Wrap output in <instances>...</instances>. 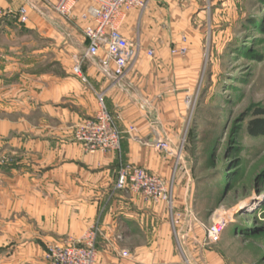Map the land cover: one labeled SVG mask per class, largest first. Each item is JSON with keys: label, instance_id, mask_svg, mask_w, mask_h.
I'll return each mask as SVG.
<instances>
[{"label": "rangeland", "instance_id": "374dc122", "mask_svg": "<svg viewBox=\"0 0 264 264\" xmlns=\"http://www.w3.org/2000/svg\"><path fill=\"white\" fill-rule=\"evenodd\" d=\"M22 6L36 12L28 2ZM15 13L0 12V60L5 63L7 57L16 56L25 75L63 78L65 70L71 75L85 49L81 31L76 30V38L68 43L67 27L74 29L76 20L61 18L65 26L51 34L33 33L26 30L28 22L17 23ZM122 30L129 41L139 44L141 54L151 51L152 59H169L173 69L186 70L180 75L179 90L173 91L182 126L179 140L171 144L172 174L168 180L161 178L172 185L173 204L171 209L167 206V217L177 259L174 264H264V136L252 138L246 130L255 112L264 109V0H150L144 11L128 15ZM181 48L185 54L172 57ZM75 54L77 59L71 60ZM31 60L34 67L24 68ZM84 62L92 61H82L81 67ZM171 76L175 90V75ZM8 79L0 78L2 82ZM157 81L158 92L166 90H160L163 84ZM14 94L9 87L0 89V264H33L34 257L25 259L28 254L17 249L26 239L13 238V229L22 225L17 220H27L18 192L22 182L12 173L23 163L13 145L18 128L19 137L28 136L27 127L18 122H35L37 132L45 122L47 126L53 122L41 107L28 116L23 108L12 105ZM99 94L105 102L103 91L95 94L96 102ZM81 122L74 127L73 139ZM176 201H186V205L178 207ZM217 218L228 224L220 241L210 245L206 233ZM89 231L95 233L96 264H100L98 229ZM195 240H202L204 247L191 254L187 245ZM53 244L61 245L48 243L42 251L43 261L49 264L53 263L46 252ZM118 256L132 257L126 250Z\"/></svg>", "mask_w": 264, "mask_h": 264}, {"label": "crops", "instance_id": "0c3cea01", "mask_svg": "<svg viewBox=\"0 0 264 264\" xmlns=\"http://www.w3.org/2000/svg\"><path fill=\"white\" fill-rule=\"evenodd\" d=\"M26 2L36 7V12H28L26 30L51 34L65 26L50 9L57 0H0V12L6 9L15 12ZM86 6L88 1L78 0L74 14L78 16ZM50 17L54 20H48ZM73 24L74 29L67 27L69 44L80 31V23ZM7 59L5 63L0 60V78L5 75L11 79L0 80L2 92L6 87L11 88L15 92L12 105L23 108L28 116L41 107L53 122L48 126L45 122L39 132L31 120L18 122L19 126L27 127L28 136L19 137L18 128L17 144L13 145L16 148L13 152L23 163L12 173L16 181L22 182L18 192L23 204L21 212L27 217L17 220L22 225L19 230L13 229V238L26 239L17 248L28 254L25 259L34 257L33 264H49L42 257L48 243H78L94 227L99 233L100 264L176 263L167 205L116 190L115 184L117 171L128 166L170 179L172 154L156 152L152 143L167 139L173 144L180 138L182 123L176 115L177 96L173 91L179 90L180 75L186 73L185 68L173 69L169 59H152L140 53L133 68L114 83L99 74L96 62L82 63L81 72L86 77L83 82L68 70L63 78L53 74L38 76L33 72L25 75L20 62L14 60L16 56ZM73 59H77V54ZM33 67L31 60L24 68ZM192 71L195 72L194 67ZM171 74L175 75V90L171 86ZM158 78L159 84H163L159 89L166 88L163 92H158ZM165 78L167 81L163 82ZM100 91L104 92L107 109L123 133L121 149L116 153H85L73 139L74 127L97 111L95 94ZM131 126L138 130L137 140L126 133ZM24 159L28 160L27 164ZM176 204L184 206L186 201ZM203 247L202 240H195L188 243L187 250L194 254ZM120 250L131 253V259H120Z\"/></svg>", "mask_w": 264, "mask_h": 264}, {"label": "built area", "instance_id": "2783aa9c", "mask_svg": "<svg viewBox=\"0 0 264 264\" xmlns=\"http://www.w3.org/2000/svg\"><path fill=\"white\" fill-rule=\"evenodd\" d=\"M77 1L57 0L52 6L53 12L60 18L68 22L76 20L80 23L85 49L81 60L73 70L74 75L86 82L82 76L81 62L92 61L96 62L98 71L104 79L113 83L123 79L135 65L140 46L137 42L127 39L122 27L129 14L134 11H144L150 0H86L88 6L78 16L74 14ZM29 7L36 10L33 3H29ZM15 15L17 23L26 25L28 7H20ZM172 53L182 56L185 50L181 48ZM146 54L149 57L152 56L151 51ZM100 55L103 56L100 57ZM97 104L98 109L95 115L82 121L76 127L74 140L85 153L118 152L123 133L117 128L115 117L108 112L102 94L97 95ZM126 133L137 140L138 130L135 127H129ZM152 147L158 153L168 155L173 153L167 139L155 140ZM171 187L170 182L149 174L143 169L129 166L118 170L115 184L116 189L140 195L145 201L165 202L169 209L173 204ZM227 224L224 218H217L214 225L207 230V243L217 244ZM94 239V231H89L83 241L78 243L53 244L47 248L46 258L53 264H96Z\"/></svg>", "mask_w": 264, "mask_h": 264}, {"label": "trees", "instance_id": "16d2710c", "mask_svg": "<svg viewBox=\"0 0 264 264\" xmlns=\"http://www.w3.org/2000/svg\"><path fill=\"white\" fill-rule=\"evenodd\" d=\"M255 118L247 124V134L252 138L264 136V109H259L255 112Z\"/></svg>", "mask_w": 264, "mask_h": 264}]
</instances>
